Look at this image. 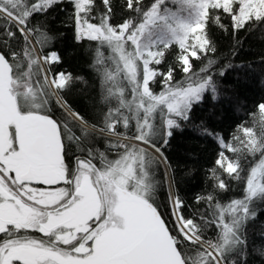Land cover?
Listing matches in <instances>:
<instances>
[{
    "label": "snow or ice",
    "instance_id": "snow-or-ice-1",
    "mask_svg": "<svg viewBox=\"0 0 264 264\" xmlns=\"http://www.w3.org/2000/svg\"><path fill=\"white\" fill-rule=\"evenodd\" d=\"M57 8L75 41L89 43L98 122L66 98L85 81L59 67L47 26ZM120 9L117 17L113 0H0V264L264 258V245L250 252L248 230L264 214V101L228 136L195 117L219 100L217 77L244 67L219 63L211 28L231 35L234 57L241 31H264V0H122ZM186 127L217 145L193 204L163 151ZM230 182L239 194L226 195ZM165 184L167 217L155 199ZM256 235L264 242V230Z\"/></svg>",
    "mask_w": 264,
    "mask_h": 264
},
{
    "label": "trees",
    "instance_id": "trees-1",
    "mask_svg": "<svg viewBox=\"0 0 264 264\" xmlns=\"http://www.w3.org/2000/svg\"><path fill=\"white\" fill-rule=\"evenodd\" d=\"M97 2L99 3V0ZM121 3L122 0H113L117 17L121 13ZM67 15L68 13L57 8L51 12L47 20L50 32L57 37L54 47L63 57V64L59 67L72 73L74 77H84L85 81L74 83L71 90L66 93V98L85 118L98 122L95 108L99 98V86L95 73L89 68L91 59L89 43L75 41L73 29L66 23ZM210 34L217 47L214 56L219 58L220 64H223L226 58H231L234 64L244 67L230 69L225 76L217 77L221 93L219 100L213 102L206 99L203 104L197 106L195 117L197 123L203 119L209 127L228 136L238 123L248 118V113L258 102L264 101V83H262L264 64L260 63V58L264 57V31L255 30L251 33L241 31L238 39L242 43L237 46L238 54L234 57H231L230 52L234 43L231 35H226L214 26ZM200 63L194 61L197 69ZM249 64L251 68L248 67ZM180 76L181 74L177 73L176 78L180 79ZM56 115L59 117L60 113L56 112ZM98 144L101 148L104 147L103 141H98ZM163 151L171 165L167 171L170 175H174L176 189L186 203L193 204L195 197L207 186L205 173L214 161L217 145L208 138L198 136L190 127H186L184 131L174 133L169 145ZM164 171V166L161 165L157 174L158 179L162 177ZM230 183H233L234 191L226 195L239 194L240 186L234 182ZM166 188V184L160 187L155 197L165 217L168 216ZM248 230L252 241L251 252L252 246L264 245L256 235L264 230V214H259L254 221H250ZM250 258L252 264H264V258L255 253H251Z\"/></svg>",
    "mask_w": 264,
    "mask_h": 264
},
{
    "label": "flooded vegetation",
    "instance_id": "flooded-vegetation-1",
    "mask_svg": "<svg viewBox=\"0 0 264 264\" xmlns=\"http://www.w3.org/2000/svg\"><path fill=\"white\" fill-rule=\"evenodd\" d=\"M34 235H39V234H34Z\"/></svg>",
    "mask_w": 264,
    "mask_h": 264
}]
</instances>
